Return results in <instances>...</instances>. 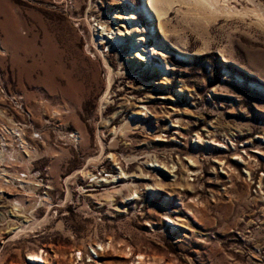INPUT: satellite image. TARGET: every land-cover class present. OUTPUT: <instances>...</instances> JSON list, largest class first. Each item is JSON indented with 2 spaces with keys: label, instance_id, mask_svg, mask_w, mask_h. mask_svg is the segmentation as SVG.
<instances>
[{
  "label": "rangeland",
  "instance_id": "rangeland-1",
  "mask_svg": "<svg viewBox=\"0 0 264 264\" xmlns=\"http://www.w3.org/2000/svg\"><path fill=\"white\" fill-rule=\"evenodd\" d=\"M144 1L0 0V264H264V0Z\"/></svg>",
  "mask_w": 264,
  "mask_h": 264
},
{
  "label": "bare ground",
  "instance_id": "bare-ground-1",
  "mask_svg": "<svg viewBox=\"0 0 264 264\" xmlns=\"http://www.w3.org/2000/svg\"><path fill=\"white\" fill-rule=\"evenodd\" d=\"M150 1V4L153 6V9H155L156 10V12H157V15L161 18L163 15H166V10H168V9H166L164 6H163V4H165L164 2L166 1V0H149ZM177 1V0H176ZM195 1H197L198 3H201V5L202 4H209L210 6H212L213 4H214V2L217 4L218 2H219V0H195ZM226 1V0H225ZM171 2L173 3V1L171 0ZM167 3H169L168 2V0H167ZM167 3H166V5H167ZM170 4V3H169ZM147 0L146 1H144V3H143V5L141 6V10L142 11H144V12H146L149 16H151V14H150V11L148 10V8H147ZM165 5V6H166ZM170 7V6H169ZM168 12V11H167ZM104 30H106V29H103V33H102V37H104L105 35H106V33H107V37L108 38H114V36H113V32H111V31H108V32H105ZM100 35V34H99ZM105 38V37H104ZM48 58H52V55H51V49L50 50H48ZM64 68H60V71L61 70H63ZM29 156V155H28ZM135 198V197H134ZM111 199V198H110ZM17 205V204H16ZM16 207V206H15ZM17 208V207H16ZM100 249H102V247L100 246ZM31 259H33L34 261H39V262H46L45 261V259L43 258V254H42V252H37L36 254L35 253H33L32 254V256H31ZM96 262V264H103L102 262H100V261H98V260H96L95 261Z\"/></svg>",
  "mask_w": 264,
  "mask_h": 264
}]
</instances>
